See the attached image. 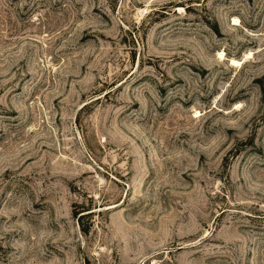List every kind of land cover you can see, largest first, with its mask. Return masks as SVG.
<instances>
[{
  "label": "rangeland",
  "instance_id": "obj_1",
  "mask_svg": "<svg viewBox=\"0 0 264 264\" xmlns=\"http://www.w3.org/2000/svg\"><path fill=\"white\" fill-rule=\"evenodd\" d=\"M86 260L264 264V0H0V264Z\"/></svg>",
  "mask_w": 264,
  "mask_h": 264
},
{
  "label": "trees",
  "instance_id": "obj_2",
  "mask_svg": "<svg viewBox=\"0 0 264 264\" xmlns=\"http://www.w3.org/2000/svg\"><path fill=\"white\" fill-rule=\"evenodd\" d=\"M212 28H213L214 31H217V25H214V27H212ZM79 207L81 208V210H79L78 213L90 209V208H85L83 205H79ZM78 213H77V214H78ZM89 213H90V212H89ZM82 215H83V214H79V215L77 216V221H78V222H79L80 216H82ZM79 223H80V222H79ZM80 228H81L84 232H86V231L88 230V229L84 228L82 224H80ZM83 264H90V263H89L88 260H86Z\"/></svg>",
  "mask_w": 264,
  "mask_h": 264
},
{
  "label": "bare ground",
  "instance_id": "obj_3",
  "mask_svg": "<svg viewBox=\"0 0 264 264\" xmlns=\"http://www.w3.org/2000/svg\"><path fill=\"white\" fill-rule=\"evenodd\" d=\"M220 55H223V54H220ZM220 57H221V56H220ZM250 57H251V56H250ZM238 62H239V61H238V60H235V59H232V60H231V63L234 64V65H235V64H238ZM238 65H239V64H238Z\"/></svg>",
  "mask_w": 264,
  "mask_h": 264
}]
</instances>
